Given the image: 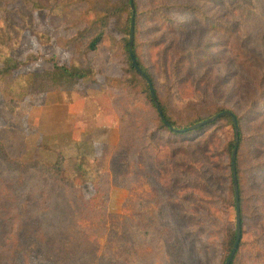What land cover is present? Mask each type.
<instances>
[{"label": "rangeland", "instance_id": "obj_1", "mask_svg": "<svg viewBox=\"0 0 264 264\" xmlns=\"http://www.w3.org/2000/svg\"><path fill=\"white\" fill-rule=\"evenodd\" d=\"M133 2L137 55L176 125L221 109L239 117L244 222L232 264H264V0ZM127 4L0 0L1 257L18 231L6 264H54L55 236L73 239L85 220L98 221L87 204L94 185L107 213L93 230L101 261L118 253L122 264H224L230 253L234 131L227 119L182 136L160 125L129 69ZM55 64L88 76L65 81Z\"/></svg>", "mask_w": 264, "mask_h": 264}, {"label": "trees", "instance_id": "obj_2", "mask_svg": "<svg viewBox=\"0 0 264 264\" xmlns=\"http://www.w3.org/2000/svg\"><path fill=\"white\" fill-rule=\"evenodd\" d=\"M129 5H130V0H128L127 6H129ZM133 5H134V2H133ZM121 10H122V8H119V9H116L115 12L119 13ZM130 10H131V7H130ZM193 10H194V12L197 11V13L198 12L200 13L201 18L204 20L205 23L210 24L214 28L228 31V27H226L223 22H220V21L214 20L213 18H210L209 16H207L205 13H202L198 9L192 8V11ZM134 12H135V5H134ZM129 14L132 16V11H131V13L129 12ZM135 16H136V14L134 13V40H135ZM130 21H131V18H130ZM130 21H129V26L127 28V35L129 38H130ZM102 24H104V23H102ZM102 37H103V31L101 30L98 33V35H96L92 39V41L88 45V49L91 51H96L98 44H100V42L102 40ZM134 40H133V47H132V56H133L134 60L136 61L138 67L150 79V82H151L152 87H153V79H151V77L147 73L146 69L143 67V65L140 62V59H139L137 52H136V44L134 43ZM125 48H126V52H127V56H128V63H129L130 71L132 72V74L135 78L139 79V81L145 85L147 97L149 98L153 108L156 110L157 119H158L160 125L164 129H166L170 134L175 135V136H182V135L197 132L200 130H205L208 127H213L222 119L229 120L230 126L234 131L232 120L228 116L217 119V120H215L211 123L205 124L199 128L189 130L190 127H192L198 123H201L203 121H206L207 119L225 111L226 109H221V110L217 111L216 113L208 115L207 117H205L203 119H198V120H196L190 124H187L185 126H182V127L177 126L176 123L168 115L167 106H165V104L161 101V99L159 98V96L157 94V91L154 90L157 101H158L159 108L161 110V115H160L157 111V108H156L153 100H152V97L150 94V87H149L148 83L141 76V74L137 71V69L134 67V65L132 63L131 54L129 51V39L125 43ZM19 66H20V63L17 62L12 68L17 69V68H19ZM178 66H180V65H178ZM54 70L62 72L63 74H65V78H66L65 81H68V82L81 80V79H84L88 76V73H84L83 71H79L77 69L66 68L64 66H58L56 64L54 65ZM170 72L172 73V77L176 78L177 74L180 72V69H178L177 66H175V64H174L171 66ZM175 82L179 87H184V86L188 85L189 81L188 80L180 81V80L176 79ZM189 91L191 93L192 92L196 93L195 86L190 85ZM228 111H230V110H228ZM230 112H232V111H230ZM233 114L236 116V119L238 122V128H239V145H238L237 156H236V161H235V169H236V178H237L238 193H239V200H240L241 231H242L243 222H244V215L242 212V202H243L242 195H243V192L241 189L239 163H238L239 148L242 144V136H241V128L239 126L240 119L235 113H233ZM162 117L164 118V120L162 119ZM171 128H173L174 130H172ZM176 130H180V131H176ZM233 149H234V141H232L231 144L229 145V152H228V154H229V164H228L229 176L228 177H229V184H230L231 206L235 209V200L236 199H235L234 183H233V175H232V165H231V155H232ZM58 166H59V164L56 163L54 166H52V168H50V171L52 172L53 175H56V177L58 179H60V172H59ZM78 168L81 170V168H82L81 162L78 164ZM87 204H88L89 210H96L97 211L96 212L97 216L93 217V219H97L98 221H91L89 219L85 220L84 222L87 224V227L80 229L78 234L76 235V237L73 239L63 240V241L58 242L57 241L58 238H56L58 236H55V238L52 239V256L49 255L50 258L52 259L54 264H87V263H89V264H122L121 258L119 257L118 253H111V255L109 257H108V255L107 256L102 255V261H101V257L98 256V248H99L98 236L94 234L93 230L96 229L97 227H100L103 222H106L107 213H106V210L104 209V207H105L104 193L102 191H100L95 185H94V193L88 199ZM97 206L101 207V209L98 210ZM7 207L9 208V205H7ZM9 216H11L10 212L8 214V217ZM8 221H11V220H8ZM16 226L18 227V229L22 228V224L20 223V221H16ZM17 233H18V231L16 233H14V237L10 240V247L5 251V253H3L2 257L0 256V264H6L10 261V258L13 254V249L15 248L16 244H18ZM241 238H242V236H241ZM234 242H235V231L233 232V235L229 239V243H228L229 252H231L232 247L234 245ZM240 244H241V241H240L239 245ZM238 248H239V246H238ZM25 263L27 264L26 257H25ZM124 264H128V263L125 262Z\"/></svg>", "mask_w": 264, "mask_h": 264}, {"label": "water", "instance_id": "obj_3", "mask_svg": "<svg viewBox=\"0 0 264 264\" xmlns=\"http://www.w3.org/2000/svg\"><path fill=\"white\" fill-rule=\"evenodd\" d=\"M130 7H131V11H132V16H131V21H130V38H129V51L131 54V59H132V63L134 65V67L137 69V71L141 74V76L146 80V82L148 83L149 87H150V94L152 97V100L157 108L158 113L161 115V110L159 108L158 105V101L154 92V89L152 87V84L150 82V79L146 76V74L138 67L136 61L134 60L133 56H132V47H133V40H134V5H133V0H130ZM230 117L232 120V124H233V128H234V149L232 151V155H231V165H232V175H233V183H234V192H235V212H236V230H235V242L234 245L232 247V250L228 256V258L226 259L224 264H231L234 256L237 253V249L239 246V243L241 241V236H242V231H241V213H240V200H239V193H238V184H237V178H236V169H235V161H236V156H237V150H238V145H239V128H238V122L236 119V116L228 111L225 110L209 119H207L206 121H203L201 123H198L192 127L189 128V130L191 129H196L199 128L205 124L211 123L217 119L223 118V117ZM162 119L164 120V118L162 117ZM172 130H174L173 128H171ZM176 131H180V130H176Z\"/></svg>", "mask_w": 264, "mask_h": 264}]
</instances>
